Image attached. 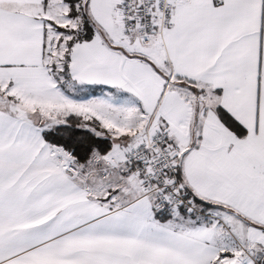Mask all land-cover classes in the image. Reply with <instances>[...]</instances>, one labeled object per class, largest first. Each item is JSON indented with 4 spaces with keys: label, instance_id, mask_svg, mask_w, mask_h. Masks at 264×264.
I'll return each instance as SVG.
<instances>
[{
    "label": "snow or ice",
    "instance_id": "obj_1",
    "mask_svg": "<svg viewBox=\"0 0 264 264\" xmlns=\"http://www.w3.org/2000/svg\"><path fill=\"white\" fill-rule=\"evenodd\" d=\"M0 264H264V0H0Z\"/></svg>",
    "mask_w": 264,
    "mask_h": 264
}]
</instances>
